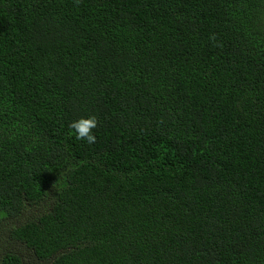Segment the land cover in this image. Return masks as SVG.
I'll use <instances>...</instances> for the list:
<instances>
[{"label": "trees", "instance_id": "16d2710c", "mask_svg": "<svg viewBox=\"0 0 264 264\" xmlns=\"http://www.w3.org/2000/svg\"><path fill=\"white\" fill-rule=\"evenodd\" d=\"M0 264H264V0H0Z\"/></svg>", "mask_w": 264, "mask_h": 264}, {"label": "clouds", "instance_id": "9594fccd", "mask_svg": "<svg viewBox=\"0 0 264 264\" xmlns=\"http://www.w3.org/2000/svg\"><path fill=\"white\" fill-rule=\"evenodd\" d=\"M76 3L79 4L80 0H76ZM212 39L215 40L216 37L213 35ZM98 123L97 118L91 116L73 121L70 128L74 130L78 140H86L89 144H94L96 143V136L93 130L98 127Z\"/></svg>", "mask_w": 264, "mask_h": 264}, {"label": "rangeland", "instance_id": "374dc122", "mask_svg": "<svg viewBox=\"0 0 264 264\" xmlns=\"http://www.w3.org/2000/svg\"><path fill=\"white\" fill-rule=\"evenodd\" d=\"M9 237H10V235H9ZM4 245V244H3Z\"/></svg>", "mask_w": 264, "mask_h": 264}]
</instances>
